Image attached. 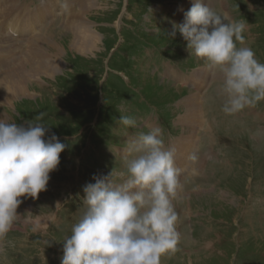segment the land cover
<instances>
[{
    "label": "rangeland",
    "instance_id": "rangeland-1",
    "mask_svg": "<svg viewBox=\"0 0 264 264\" xmlns=\"http://www.w3.org/2000/svg\"><path fill=\"white\" fill-rule=\"evenodd\" d=\"M18 2L34 4L32 23L38 22L19 21L20 34L4 24L8 16L1 19L0 33L9 38H0V119L27 126L43 112L45 138L55 133L66 147L47 190L38 199L21 197V222L0 240V264H61L63 239L85 210L83 187L94 183V176L123 171L122 149L153 127L162 130L165 146L172 141L185 168L180 176L185 189L175 202L177 251L161 264H264V101L226 115L222 73L191 56L179 32L168 36L173 23L184 22L192 0ZM205 2L246 23L245 46L264 63V0ZM15 44L22 54L18 49L10 58L6 48ZM13 78L21 80L20 88L13 87ZM189 99L200 101L197 116ZM203 113L213 128L211 148L202 132L198 136ZM121 115L134 118L136 127H121ZM186 128L182 154L179 141ZM200 146L210 152L197 169L191 156L197 157ZM24 218L40 220L44 231L32 232Z\"/></svg>",
    "mask_w": 264,
    "mask_h": 264
},
{
    "label": "clouds",
    "instance_id": "clouds-1",
    "mask_svg": "<svg viewBox=\"0 0 264 264\" xmlns=\"http://www.w3.org/2000/svg\"><path fill=\"white\" fill-rule=\"evenodd\" d=\"M183 23H173L191 56L223 75L222 111L235 115L264 101V63L245 46L247 25L219 13L205 0H192ZM239 45V46H238ZM27 126L0 119V240L21 222V197L38 199L57 170L65 144L51 136L44 113ZM118 123L134 129L137 121L121 115ZM193 154L191 159L196 160ZM124 170L94 176L83 187L84 212L63 239L61 264H161L177 251L176 201L183 188L176 149L166 147L162 130L153 127L130 139L122 149ZM32 232L44 228L24 218Z\"/></svg>",
    "mask_w": 264,
    "mask_h": 264
},
{
    "label": "bare ground",
    "instance_id": "bare-ground-1",
    "mask_svg": "<svg viewBox=\"0 0 264 264\" xmlns=\"http://www.w3.org/2000/svg\"><path fill=\"white\" fill-rule=\"evenodd\" d=\"M43 0H41V2H42ZM51 1V4L52 3H54V4H57L56 3V0H50ZM41 2L39 3V5H38V8H37V10H39L43 5H40L41 4ZM18 0H1V3H0V24L1 25H3V21H4V24L5 23H7L8 22V28L9 29H11V27H16V29L14 30V31H18L20 34H22V32L20 31V29L18 28V26L20 25L18 22L19 21H21V22H29V24L30 23H32V19H33V17H32V15H37L36 14V12L37 11H34L33 10V8L35 7V5L34 4H27V7H23L21 4H19L18 5ZM25 5V4H24ZM59 5V4H58ZM11 6V7H10ZM19 6H21L22 8L21 9H18V12H15L14 11V9H16V8H18ZM26 6V5H25ZM9 7H10V9H9ZM63 7V6H62ZM9 9V13H11V14H8V15H5L4 13L7 11ZM52 10H53V8H52ZM51 10V11H52ZM67 11V10H66ZM4 14V15H3ZM53 14V13H52ZM50 14H48L47 16H49ZM6 16H8L9 18H6V19H4V20H1V19H3V18H5ZM39 16V15H38ZM44 17V16H43ZM51 18V17H50ZM8 19V20H7ZM38 22V19L36 20V22L35 23H32L33 25H35L36 23ZM25 24V23H24ZM45 25H47V24H45ZM22 26H23V24H22ZM48 26V25H47ZM28 29H30V28H28ZM12 30V29H11ZM3 32L4 33H0V38H4V37H6V36H8V34H6L5 32L6 31H4L3 30ZM33 33V32H32ZM32 33H29V34H32ZM11 34V33H10ZM12 35V34H11ZM33 35V34H32ZM31 35V36H32ZM39 34H37L36 36H38ZM7 38H9V37H7ZM7 38H4V39H7ZM20 38V37H19ZM45 38V37H44ZM36 42V41H35ZM1 44V43H0ZM4 44V43H3ZM34 44L35 43H33L31 46L33 47L34 46ZM42 44V43H41ZM1 48L3 47V46H0ZM20 47H21V45L20 44H15V47H13V50H11V48H10V46H8L7 48H6V53H5V55H7L8 57H15L18 53H16V51L19 49V53L20 54H22V52H20ZM42 47V46H41ZM31 48H30V46H29V48H28V50L27 51H29ZM4 50V49H3ZM26 51V50H25ZM33 52V50L31 49V53ZM47 52V51H46ZM45 53V52H44ZM43 53V54H44ZM30 54V53H29ZM29 54L27 55V59H29ZM0 55H3V54H1L0 53ZM47 55V54H46ZM34 56V55H33ZM33 56L31 57V59L33 58ZM45 56V55H44ZM49 55H47L46 57H48ZM36 57V56H35ZM43 57V56H42ZM55 57V56H54ZM36 59H38V57L36 58ZM39 59H40V57H39ZM30 60V59H29ZM39 61V60H38ZM46 62V61H45ZM55 62V61H54ZM4 63V62H3ZM42 63V62H41ZM25 64V63H24ZM28 64V63H27ZM31 65V64H30ZM32 65H33V63H32ZM40 65H42V64H40ZM26 66V65H25ZM39 66V65H38ZM51 66V65H50ZM49 64H47V66H46V68L48 69L49 67ZM43 67H44V65H43ZM31 69V68H30ZM18 71H20V69H17ZM39 70V69H38ZM6 71V70H5ZM34 71V70H33ZM10 72V71H9ZM30 72H32V71H30ZM34 73V72H33ZM27 74V73H26ZM25 74V75H26ZM2 75V74H1ZM12 76H15V75H17V73H12L11 74ZM171 76H173L174 78H176L177 80H182V77L180 76V75H178V74H176L174 71H171V74H170ZM9 76V75H8ZM28 77V76H27ZM11 78V77H10ZM13 79H15V78H13ZM12 79V80H13ZM195 82V81H194ZM2 83V82H1ZM6 83H7V81H6ZM20 83H22L21 82V80L20 79H15L14 81H13V87L15 88L16 87V89L17 88H20L21 87V84ZM5 85V84H4ZM7 86V85H6ZM194 88H196L197 90H198V88H197V86H195L194 85ZM195 98H198V95L195 97ZM197 100V99H196ZM186 101V100H185ZM196 102V101H195ZM199 103H200V101H199V99L197 100V103L196 104H192V100L191 99H189V101H188V103L187 104H189L190 105V107H191V114L192 115H194V116H197V114L199 113ZM197 106H198V108H197ZM190 109V108H189ZM188 111V110H187ZM207 118V115L205 114V113H203V116L201 117V120H200V124H201V127H200V129H199V131H198V136L199 137H201V132H202V138H201V140H204V141H206L207 142V140H208V143H207V145H209L210 146V148H211V145H213V142H214V136H213V128H211L210 127V123H208V120L206 119ZM207 122L206 123V125L204 126V128L202 129V125L204 124V122ZM186 126V125H185ZM188 128V127H187ZM183 129L184 131H183V135H181V139L183 140V141H179L180 142V144H181V147H182V154H184L185 152H184V149L186 148V144H187V142L184 140V138L187 136V132H188V130L189 129ZM179 144V145H180ZM167 146L166 147H173V144H172V141L170 140L169 141V143H167L166 144ZM206 145V146H207ZM177 147V146H176ZM180 147V148H181ZM208 148V147H207ZM206 148V150L208 151V152H210V150H209V148L207 149ZM203 149H202V147L200 146V151H199V153H198V155H197V165H198V168L197 169H200L201 168V164H200V161L201 160H206V157H207V153L206 152H203L202 151ZM196 155V154H195ZM182 158V157H181ZM183 160L185 159V156H184V158H182ZM176 164H177V166H178V168H180V169H182V170H185V168L183 167V165H182V163L180 162V161H178L177 159H176ZM194 169H195V166H194ZM187 170V169H186ZM180 180H181V183H182V185L185 183V181H184V178H180ZM184 189H185V187H184V185H183V188H182V190H181V192L182 191H184ZM180 192V193H181ZM40 219H42V218H40ZM210 246H207L206 245V248H209Z\"/></svg>",
    "mask_w": 264,
    "mask_h": 264
}]
</instances>
